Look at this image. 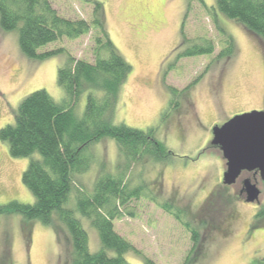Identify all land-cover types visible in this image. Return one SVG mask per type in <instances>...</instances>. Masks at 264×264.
I'll return each instance as SVG.
<instances>
[{
	"label": "rangeland",
	"instance_id": "1",
	"mask_svg": "<svg viewBox=\"0 0 264 264\" xmlns=\"http://www.w3.org/2000/svg\"><path fill=\"white\" fill-rule=\"evenodd\" d=\"M49 1L61 17L88 22L91 32L43 47L39 53H65L34 61L23 56L18 31L0 30V130L14 123L20 104L36 91H46L57 104L65 102L58 70L68 57L95 62L96 21L103 12L108 37L131 66L114 125L154 130L171 154L148 157L130 171V189L139 197L114 222L115 231L140 252L127 254L128 263L145 264L147 258L155 264H185L194 246L190 231L197 230L204 238L203 253L198 262L193 255L189 264H264V228L251 232L256 215L264 210V181H259L261 196L255 204L237 199L242 182L252 175L244 174L235 187L215 193L222 161L219 151L205 150L214 127L264 111V45L218 14L215 0ZM230 40L233 57L228 54ZM85 106L82 95L76 109L80 119ZM92 149L95 162L80 180L89 194L102 176L122 174L128 164L111 139ZM28 165L29 159L12 158L8 144L0 142V207L35 204L22 182ZM214 194H223L226 202L219 199L214 205L216 198L209 199ZM76 197L74 191L71 206ZM208 201H213L211 214L204 209ZM166 203L171 214L161 207ZM201 221L210 225L202 228ZM82 223L90 251L97 253L98 233L89 221ZM260 223L264 226V219ZM53 226L27 222L21 215L0 216V264H68L66 229L57 218Z\"/></svg>",
	"mask_w": 264,
	"mask_h": 264
},
{
	"label": "trees",
	"instance_id": "2",
	"mask_svg": "<svg viewBox=\"0 0 264 264\" xmlns=\"http://www.w3.org/2000/svg\"><path fill=\"white\" fill-rule=\"evenodd\" d=\"M215 2L218 14L236 22L250 37L264 45V0ZM97 8L101 6L97 4ZM96 23L95 62L68 57V62L58 70L65 102L57 104L46 91H36L20 104L14 123L0 130V142L8 144L10 156L29 159L22 182L35 198L34 205L12 202L0 207V216L21 215L27 222L37 221L45 226H53L54 218H57L66 229L71 247L68 264H129L126 255L140 256V252L115 231L114 222L125 216L131 199L139 197L130 189V171L137 162L148 157L155 160L158 154H171L154 137V130L144 132L124 124L114 125L120 92L130 76L131 66L108 37L103 12ZM0 30L4 33L18 31L23 56L43 61L65 53V50L39 53L40 49L63 39L74 41L88 36L91 25L85 20L61 17L49 0H0ZM228 45V54L233 57L231 40ZM207 52L212 53L213 49ZM82 95H86V106L80 119L76 109ZM104 139L117 143L120 157L128 164L122 174L102 176L95 182L93 193L89 194L80 180L95 162L92 147ZM219 188L215 193L229 190L223 186ZM74 191L77 197L75 206H71ZM214 195L209 198H216L214 205L219 199L226 202L223 194ZM212 202L208 201L204 206L210 214ZM161 207L170 214L173 210L168 203ZM83 219L98 233L101 248L97 253L90 251ZM261 219H264V210L256 215L251 232L264 228ZM201 223L202 228L210 225L205 221ZM190 232L194 246L185 264L190 263L193 255V260L198 262L204 247V238L199 231ZM145 264L155 263L145 258Z\"/></svg>",
	"mask_w": 264,
	"mask_h": 264
},
{
	"label": "water",
	"instance_id": "3",
	"mask_svg": "<svg viewBox=\"0 0 264 264\" xmlns=\"http://www.w3.org/2000/svg\"><path fill=\"white\" fill-rule=\"evenodd\" d=\"M211 145L220 149L226 161L223 185L236 186L244 174L259 175L264 181V111L235 116L213 129ZM247 204L259 203V181L251 178L242 182Z\"/></svg>",
	"mask_w": 264,
	"mask_h": 264
},
{
	"label": "flooded vegetation",
	"instance_id": "4",
	"mask_svg": "<svg viewBox=\"0 0 264 264\" xmlns=\"http://www.w3.org/2000/svg\"><path fill=\"white\" fill-rule=\"evenodd\" d=\"M181 114H182V112H178V117H180ZM195 116H197V115H195ZM195 116H194V117H195ZM195 119L198 121V123H200V121H199V119H198V116L195 117ZM214 128H215V127H214ZM214 128H213V129H214ZM213 129L211 130V132H210V134H209V140L207 141V142H209V143L207 144L208 146H206L205 150H206V149H215V150L219 151V154H220L219 157L221 158V161H222V173H221V175L219 176V181H220V183H219L218 186L226 187V186L223 185V175H224V172H225L224 168L226 169V165H227V164H226V161H225L224 158H223V155H222L220 149L211 145V142H212V139H213ZM223 161H224V163H223ZM251 175H252V179H253V180H256V181L258 180V181H260V177H259V175H256V174H251ZM220 177H221V179H220ZM233 187H235V186H233ZM226 188H229V189H230L231 187H226ZM238 197H239V198H237V199H241V198H244V197H245V195L242 193V189H241V191L238 193Z\"/></svg>",
	"mask_w": 264,
	"mask_h": 264
}]
</instances>
